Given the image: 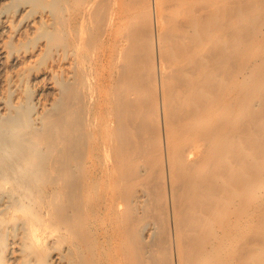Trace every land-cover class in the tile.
I'll return each mask as SVG.
<instances>
[{"label": "bare ground", "instance_id": "obj_1", "mask_svg": "<svg viewBox=\"0 0 264 264\" xmlns=\"http://www.w3.org/2000/svg\"><path fill=\"white\" fill-rule=\"evenodd\" d=\"M145 1L149 18L104 21L108 41L128 23L109 69L99 71L101 42L56 118L33 130L0 119V264L45 261L47 232L63 225L91 259L58 253L48 264H264V0L134 4ZM40 141L61 186L41 214L31 197Z\"/></svg>", "mask_w": 264, "mask_h": 264}, {"label": "rangeland", "instance_id": "obj_2", "mask_svg": "<svg viewBox=\"0 0 264 264\" xmlns=\"http://www.w3.org/2000/svg\"><path fill=\"white\" fill-rule=\"evenodd\" d=\"M96 2L98 0H0V119L13 114L18 115L16 116L18 127L24 126V129H37L41 126L42 115L46 118L52 116L48 119L50 121L56 118L58 116L56 113L60 112L59 110L65 102L63 93L66 94L68 91L66 86H70L69 90H71L72 84L71 92L77 93L79 70L89 65L101 42L107 44L103 51V57L105 58L103 63L100 64L101 66L99 65V71L104 74L107 73L110 65V58L107 56L111 54L110 49H112L113 38L115 35H119L128 24L121 25L118 32H113L112 40L109 39L108 41V38L101 37V28L104 27L109 18H137L136 15L140 11L142 12V18H149L147 1L141 5H135L134 0H100L101 5ZM104 2L106 3L104 4ZM89 3L95 4L92 8L93 15L91 13V18L88 17V12H86ZM253 3L256 7H260V0H253ZM100 8L102 14L98 11ZM121 12L122 14H120ZM96 18H100L102 21L100 19L98 21ZM261 46H264V41L256 47V58L260 55ZM17 56H21L20 61H17ZM74 89L75 91H73ZM73 93L72 96L75 97ZM40 116L42 117L39 118ZM28 129L20 132L26 133ZM43 132L46 133L47 131ZM40 143L41 151L34 148L35 152H39V154H36L37 158L34 162L39 163L41 161L40 166L37 164L41 170L37 166L35 167L38 175L35 176L37 180L32 187L31 197L35 195L33 198H37V200L34 199L36 200L34 206L40 205L42 210L39 209V206L36 209L41 214L48 202L47 199L50 200L49 197L55 195V191L58 192L61 186L55 184L60 171L59 167L55 165L54 158L51 159L52 154L50 152L52 153L53 150L50 151L46 147L44 148L46 146L45 142L40 141ZM40 154L41 156L45 155L47 159L41 157ZM49 160L54 162H52L53 165ZM46 177L49 178L46 180ZM94 202L92 196L88 198L87 224L91 223L88 225L89 228H87V225L83 228L85 237H89L88 242H92L98 224L97 221L95 224L93 218ZM53 217L52 213L44 216L48 223H52V221L55 223V216ZM62 227L61 229L59 226V230L53 231L48 225V229L52 231H48V238L44 239V252L41 253L40 258L42 259L45 256L48 258L43 262L47 264L54 263L55 258L53 256L58 253L63 255L62 260L64 262H68L69 259H74L77 263L85 260L89 262V259H91L89 250H82V246L79 244L81 240L72 238L66 228L64 229V225ZM12 232L9 231V235ZM0 233H7V228L1 226ZM90 236H93V238L91 239ZM74 240L76 245L72 247V250L77 246L76 256L80 255L79 258L77 257L78 259L74 257L73 252V255L70 253L67 247ZM88 246L90 247V245ZM43 262L40 261L38 264H43Z\"/></svg>", "mask_w": 264, "mask_h": 264}]
</instances>
